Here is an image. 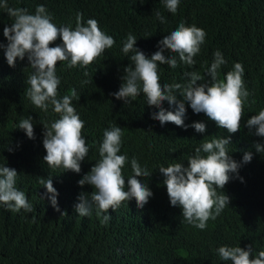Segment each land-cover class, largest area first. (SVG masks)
I'll return each instance as SVG.
<instances>
[{"label":"trees","instance_id":"obj_1","mask_svg":"<svg viewBox=\"0 0 264 264\" xmlns=\"http://www.w3.org/2000/svg\"><path fill=\"white\" fill-rule=\"evenodd\" d=\"M8 2L11 7L27 8L30 14L35 13L38 5H44L57 26L71 23L74 28L76 14L82 13L85 22L89 18L97 20L101 30L113 36L116 44L87 69L57 66L60 97L70 95L73 89L80 95L73 105L85 121L83 135L90 149L81 162L80 173L64 172L62 168L52 170L44 162V129L40 122L50 123L59 118L58 114L51 106L45 113L27 98L26 81L33 71L27 56L23 61L17 58L15 67H10L4 49L0 48V165L17 171V188L25 192L34 206L32 213L23 210L14 213L0 205V264H231L220 260L219 247L239 246L247 250L252 245L253 258L264 250V153H257L253 147L256 142L264 143V137L253 135L255 129L250 132L244 126L247 119L264 109V0H181L175 15L164 8L162 0ZM157 10L166 23L156 19ZM12 22L0 9V44L7 45L3 28ZM181 22L204 29L206 40L195 57L194 68L181 64L171 69L161 65V83H183L185 71L198 70L204 74L217 50L227 60V65L220 69L221 79L235 63H241L246 87L252 95L237 133L229 134L218 128L204 113H194L187 103L185 124L203 122L204 133L192 127L185 130L173 123L161 126L151 118L159 109L148 106L143 93L131 104L111 95L119 90L124 68L131 63L121 51L127 35H134L135 47L151 57L158 51V42ZM61 43L58 39L50 46ZM164 54L170 55L167 50ZM163 107L175 110V105L166 101ZM29 116L33 118L35 139H29L17 128L19 121ZM112 125L124 131L120 154H126L129 160L123 169L126 182L133 175L130 161L135 157L152 172L149 178L137 179L147 184L153 196L142 209L135 199L124 202L116 211L110 209L111 219L104 226L95 209L91 217H81L74 211V205L81 193L90 197L93 191L91 185L81 187L78 181L99 159L103 132ZM229 135V154L241 163L238 176L231 174L233 178L222 190L230 197V205L201 231L184 222L180 207L171 206L158 167L177 162L187 166L188 157L203 140ZM246 151H251L253 158L244 164ZM49 176L59 193L60 212L51 206L45 196L47 189L40 184L42 178Z\"/></svg>","mask_w":264,"mask_h":264},{"label":"clouds","instance_id":"obj_2","mask_svg":"<svg viewBox=\"0 0 264 264\" xmlns=\"http://www.w3.org/2000/svg\"><path fill=\"white\" fill-rule=\"evenodd\" d=\"M162 3L169 13L175 15L181 0H162ZM0 9L13 20L10 26L3 28L7 45L0 44L8 65L15 67L17 58L23 61L27 56L33 69L26 81L27 98L45 113L51 106L59 117L50 123L40 122L44 129L42 143L46 151L43 160L52 170L62 168L64 172L80 173L81 162L90 150L83 135L85 121L73 105V100L79 101L80 95L73 89L70 95L60 97L58 89L61 80L56 74L57 66L65 64L69 69H87L113 48L116 41L113 36L101 30L97 20L89 18L85 22L82 13L76 14L73 28L71 23L57 26L44 5H38L35 13L30 14L27 8L11 7L8 0H0ZM155 17L161 23L167 22L159 10ZM206 36L204 29L195 25L186 26L181 22L158 42V51L148 57L135 47L137 38L129 33L121 51L131 63L124 68L125 74L121 77L119 90L111 95L125 104H131L143 93L146 104L159 109L152 113L151 118L158 120L161 126L173 123L185 130L192 127L196 132L204 133L206 125L203 122L185 124L187 103L194 113H204L218 128L226 129L229 134L237 133L241 129L245 106L252 95L246 87L241 63H235L232 70L221 79L220 69L227 65V60L217 50L204 74L198 70L185 71L183 83H161V65L171 69L181 64L194 68L197 63L195 57L200 54ZM58 39L62 41L61 44L50 46ZM166 50L170 55L164 54ZM84 74L87 76V71ZM165 101L170 106L175 105V110H166L163 107ZM244 126L250 132L255 129L253 135L264 137V109L247 119ZM17 128L23 130L29 139H35L31 116L22 118ZM123 135L120 126L112 125L104 130L103 140L98 147L99 159L78 181L81 187L91 185L93 191L90 197L85 193L77 197L79 202L74 205V211L81 217H91L95 209L96 217L104 226L111 219L110 209L116 211L124 202L128 203L132 199L142 209L153 196L147 184L137 179L149 178L152 172L142 167L135 157L130 161L133 175L127 178V182L125 180L123 169L129 160L126 154H120ZM230 144V135L227 138L203 140L195 148L194 154L188 157L187 166L177 162L167 167H158L164 177L163 184L171 206L180 207L184 222L201 231L207 229L209 220L215 221L230 205V197L222 190L233 178L231 174L238 176L241 167V163L229 154ZM253 147L257 153H264V143L256 142ZM8 150L12 151L11 148ZM252 158V152L246 151L242 163H249ZM18 175L15 169L0 165V205L14 213L21 210L32 213L33 204L25 192L17 188ZM240 179L243 182V178ZM40 184L47 189L45 196L51 206L60 212L57 200L59 193L53 186L52 176L42 178ZM40 198L43 200L45 197ZM217 253L220 260L230 261L231 264H264V250L253 258L252 245L247 250L225 245L219 247Z\"/></svg>","mask_w":264,"mask_h":264},{"label":"bare ground","instance_id":"obj_3","mask_svg":"<svg viewBox=\"0 0 264 264\" xmlns=\"http://www.w3.org/2000/svg\"><path fill=\"white\" fill-rule=\"evenodd\" d=\"M254 180H255V178H254ZM253 182V181H252ZM259 186V185H258ZM254 189V188H253ZM261 189V188H260ZM251 191V190H250ZM250 196H251V194H250Z\"/></svg>","mask_w":264,"mask_h":264}]
</instances>
